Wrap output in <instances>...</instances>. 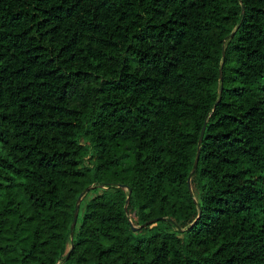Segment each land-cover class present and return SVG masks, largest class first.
Returning a JSON list of instances; mask_svg holds the SVG:
<instances>
[{
	"label": "trees",
	"instance_id": "16d2710c",
	"mask_svg": "<svg viewBox=\"0 0 264 264\" xmlns=\"http://www.w3.org/2000/svg\"><path fill=\"white\" fill-rule=\"evenodd\" d=\"M0 264H264V0H0Z\"/></svg>",
	"mask_w": 264,
	"mask_h": 264
},
{
	"label": "water",
	"instance_id": "95a60500",
	"mask_svg": "<svg viewBox=\"0 0 264 264\" xmlns=\"http://www.w3.org/2000/svg\"><path fill=\"white\" fill-rule=\"evenodd\" d=\"M243 9H244V8H243ZM222 67H223V64H222V66H221V68H220L221 76H222ZM205 127H206V124H204V126H203V128H202L201 135H200V141L203 140ZM199 157H200V149H199L198 152H197L196 159H195V163H194V168H193V171H192V172L195 171V169H196V167H197V165H198ZM119 185H120V186H127V187H128V185L123 184V183H120ZM93 186H94V185H90V186H88V187H87V188H86V189L80 194V196H79V198H78V200H77V204H76V208H75V214H74V219H73V222H72V225H71L72 229L75 228V226H76V224H77V221H78V216H79V211H80V204H81V201H82L84 195H85V194L88 192V190H89L91 187H93ZM189 186H190L191 190H193V189H192V181H191V178H189ZM129 200H130V198L128 197V198H127L126 209H128V202H129ZM154 220H155V219L149 220V221H147L146 223H144V224H142V225H140V226L147 225V224L153 222ZM132 226H133L134 229L140 227V226L135 225L133 221H132ZM73 235H74V231H72V236H73Z\"/></svg>",
	"mask_w": 264,
	"mask_h": 264
},
{
	"label": "rangeland",
	"instance_id": "374dc122",
	"mask_svg": "<svg viewBox=\"0 0 264 264\" xmlns=\"http://www.w3.org/2000/svg\"><path fill=\"white\" fill-rule=\"evenodd\" d=\"M96 187H99V189H96V190H92L93 188H96ZM104 187V185H97V186H93L91 187L88 192L86 193V195L84 196V199H83V203H82V210L85 209V204L86 202L88 201V199L90 197H92L93 195H95L96 193L100 192L102 190V188ZM192 189H193V192L195 193L196 196L199 195V189L198 187L196 186L195 183L192 182Z\"/></svg>",
	"mask_w": 264,
	"mask_h": 264
}]
</instances>
